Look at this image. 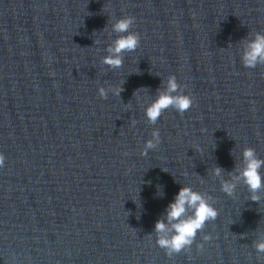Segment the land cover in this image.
I'll list each match as a JSON object with an SVG mask.
<instances>
[{"label": "water", "instance_id": "obj_1", "mask_svg": "<svg viewBox=\"0 0 264 264\" xmlns=\"http://www.w3.org/2000/svg\"><path fill=\"white\" fill-rule=\"evenodd\" d=\"M124 16L139 44L109 67ZM257 33L264 0H0V264H264V187L239 178L245 148L264 160ZM169 76L192 105L149 124ZM182 187L218 215L169 257L154 226Z\"/></svg>", "mask_w": 264, "mask_h": 264}, {"label": "clouds", "instance_id": "obj_2", "mask_svg": "<svg viewBox=\"0 0 264 264\" xmlns=\"http://www.w3.org/2000/svg\"><path fill=\"white\" fill-rule=\"evenodd\" d=\"M133 22L134 17L124 16L113 25L115 32L124 35H120L108 48L110 54L104 57L103 63L109 67L121 66L123 62L121 54L133 52L138 47L139 36L129 31ZM241 59L245 68H255L259 64H264V34L257 33L252 40L248 41ZM98 92L101 98L107 95L105 88H99ZM191 105V96L183 94L182 86L177 83L175 76H169L165 91L144 109V115L149 124H155L161 113L168 108H173L176 112L183 114ZM159 143V130L156 129L152 131L151 139L145 141L141 155H147L148 150L156 148ZM242 155L245 165L239 173V178L243 179L252 192H256L264 187V178L259 172L261 166H264V160L257 158L252 148H245ZM2 162L3 157L0 156V163ZM220 172V168L214 169L215 175L219 176ZM221 189L231 195L235 185L224 182ZM251 199L256 201L259 198L253 195ZM217 215V210L201 193L193 191L190 187H182L174 200L167 206V223L164 220H158L155 223L154 230L158 234L155 242L158 247L165 250L169 257L181 251H187L194 243L197 232L203 229L206 222L214 220ZM209 239H211L209 235L203 236L204 241ZM197 247L199 248L201 245H197ZM254 248L258 253H264V239L257 241Z\"/></svg>", "mask_w": 264, "mask_h": 264}]
</instances>
